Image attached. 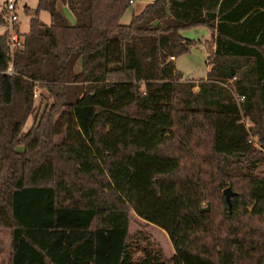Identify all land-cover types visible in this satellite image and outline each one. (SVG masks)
Here are the masks:
<instances>
[{"label":"trees","instance_id":"obj_1","mask_svg":"<svg viewBox=\"0 0 264 264\" xmlns=\"http://www.w3.org/2000/svg\"><path fill=\"white\" fill-rule=\"evenodd\" d=\"M132 1L37 0L11 75L0 35L6 264H171L159 244L134 258L133 216L181 264H264V0H155L122 25ZM199 43L206 77L182 81Z\"/></svg>","mask_w":264,"mask_h":264},{"label":"rangeland","instance_id":"obj_2","mask_svg":"<svg viewBox=\"0 0 264 264\" xmlns=\"http://www.w3.org/2000/svg\"><path fill=\"white\" fill-rule=\"evenodd\" d=\"M6 0H0V8L3 7ZM155 0H133L130 7L126 10L123 17L120 20L122 25H128L132 17L140 13L144 7L148 4L153 3ZM37 0H15V11L18 18V33L23 36L28 31V22L33 15V11L36 7ZM25 5V6H24ZM26 7L27 9H25ZM59 9L64 15L72 21L73 18L64 6L58 5ZM38 19L45 25L50 24L49 14L45 11H41L38 14ZM180 35L187 40L200 41L203 43L205 40L210 38V33L204 27L191 28L183 30ZM197 44L189 50L188 53L178 57L174 66L177 71L182 75V81H193L198 82L206 77L208 71V52L203 44ZM80 73V63H77L75 68V74ZM197 88H194L196 91ZM37 94L38 93L37 91ZM34 110L33 113L28 117L26 123L22 128V132H26L31 126L32 122L38 118L41 113L42 105L40 104L39 95L33 99ZM52 101H49L51 104ZM40 106V107H39ZM244 123L249 124L246 119H243ZM64 137V129L56 137V142H59ZM254 142L255 138H252ZM258 146H256L257 148ZM226 189V188H225ZM7 244H9V233L6 230H0V264H5L7 259ZM129 248L136 260L144 258V250L150 251L154 254L157 251L156 244H159L164 252L165 258L170 261L171 264H181L180 260L176 257L174 250L169 242L167 235L155 226L147 225L144 221L133 216V222L129 230Z\"/></svg>","mask_w":264,"mask_h":264},{"label":"built area","instance_id":"obj_3","mask_svg":"<svg viewBox=\"0 0 264 264\" xmlns=\"http://www.w3.org/2000/svg\"><path fill=\"white\" fill-rule=\"evenodd\" d=\"M18 26V18L15 11V0H6L3 7L0 8V35L5 37L6 56L9 63L6 67L7 75L12 74L11 58L14 51L21 47L22 36L18 34L16 27ZM173 60V58H170ZM36 95L34 91L33 96ZM242 100V98H239ZM252 141V140H251Z\"/></svg>","mask_w":264,"mask_h":264},{"label":"water","instance_id":"obj_4","mask_svg":"<svg viewBox=\"0 0 264 264\" xmlns=\"http://www.w3.org/2000/svg\"><path fill=\"white\" fill-rule=\"evenodd\" d=\"M223 195L225 197V201L228 206V210L231 208V198L234 196V193L231 191L230 187H227L226 189L223 190Z\"/></svg>","mask_w":264,"mask_h":264},{"label":"crops","instance_id":"obj_5","mask_svg":"<svg viewBox=\"0 0 264 264\" xmlns=\"http://www.w3.org/2000/svg\"><path fill=\"white\" fill-rule=\"evenodd\" d=\"M173 62H175V60ZM6 246H7V251H8V254H9V244H7V240H6ZM8 254H7V259H8ZM7 259L5 261V264L7 263Z\"/></svg>","mask_w":264,"mask_h":264}]
</instances>
